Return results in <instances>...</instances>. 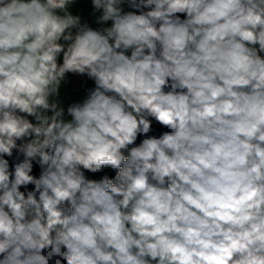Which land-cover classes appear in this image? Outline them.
<instances>
[{
	"label": "clouds",
	"instance_id": "clouds-1",
	"mask_svg": "<svg viewBox=\"0 0 264 264\" xmlns=\"http://www.w3.org/2000/svg\"><path fill=\"white\" fill-rule=\"evenodd\" d=\"M0 264H264V0H0Z\"/></svg>",
	"mask_w": 264,
	"mask_h": 264
},
{
	"label": "crops",
	"instance_id": "crops-1",
	"mask_svg": "<svg viewBox=\"0 0 264 264\" xmlns=\"http://www.w3.org/2000/svg\"><path fill=\"white\" fill-rule=\"evenodd\" d=\"M84 8H85V10H87V4H84V5H82ZM89 84H91V82H89ZM99 175L100 174H97V177L96 178H99Z\"/></svg>",
	"mask_w": 264,
	"mask_h": 264
},
{
	"label": "trees",
	"instance_id": "trees-1",
	"mask_svg": "<svg viewBox=\"0 0 264 264\" xmlns=\"http://www.w3.org/2000/svg\"><path fill=\"white\" fill-rule=\"evenodd\" d=\"M37 171H38V169H37ZM109 175L111 176V175H114V173L113 172H111V171H109Z\"/></svg>",
	"mask_w": 264,
	"mask_h": 264
}]
</instances>
